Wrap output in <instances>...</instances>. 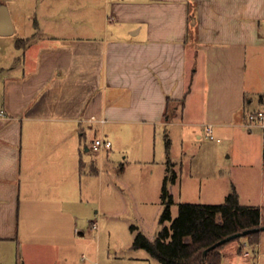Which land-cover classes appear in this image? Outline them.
I'll return each mask as SVG.
<instances>
[{
  "label": "crops",
  "instance_id": "crops-1",
  "mask_svg": "<svg viewBox=\"0 0 264 264\" xmlns=\"http://www.w3.org/2000/svg\"><path fill=\"white\" fill-rule=\"evenodd\" d=\"M0 1L13 33L24 35L15 42L20 58L0 65V243L18 244L25 264L28 248L76 233L86 203L81 146L93 126L122 169L127 160L156 162L159 134L160 152L173 162L170 128L185 136L201 127L234 145L246 126L241 142H253L246 114L264 103V76L249 61L261 52L264 59V0H49L46 10L32 9L43 0ZM217 159L213 151L206 167ZM253 162L244 152L229 167ZM259 162L260 203L237 182L228 192L235 187L240 203L263 209L264 154ZM102 170L91 162L93 176ZM243 244L242 252L241 242L226 244L221 264H264V230L255 254Z\"/></svg>",
  "mask_w": 264,
  "mask_h": 264
},
{
  "label": "rangeland",
  "instance_id": "rangeland-1",
  "mask_svg": "<svg viewBox=\"0 0 264 264\" xmlns=\"http://www.w3.org/2000/svg\"><path fill=\"white\" fill-rule=\"evenodd\" d=\"M48 1L38 3L33 1L32 9L35 10L37 5L46 10ZM19 37L24 35L18 33L0 35V65L4 68L14 59L20 58L22 49L15 45ZM250 61L249 69L252 68L256 73L255 77L260 81L264 76L263 52ZM250 127L254 135L253 142L249 144L241 142L242 134L249 132L248 127L244 126L240 129L241 135L238 133L235 137L234 145L232 142L222 140L223 135L217 133H214L213 139L206 137L201 127L196 129L189 127L188 131H184L186 137L170 128L175 138L171 168L176 174L175 182L169 180L168 183L173 193L172 218L177 216L181 202H223L233 181L243 190L253 192L249 196L251 199L260 201L263 178L261 163L256 165V160L263 154L264 127L258 123ZM98 128L99 126L95 125L86 131V142L81 146L86 167L80 172L78 190L86 203L77 210L79 219L75 235L65 232L61 239L62 244L28 248L26 250L28 264H161L146 249L132 248L136 230L131 229V226L135 225L153 239L162 226L159 222L163 210L161 192L169 157L166 158L165 154L160 152V134L157 139L156 162L140 163L134 159H126L125 168L122 169L120 164L122 160H118L119 155L108 154L106 149L85 150L86 145L93 143ZM168 132L169 130L163 132L165 148V136L169 137ZM218 137L221 142H218ZM150 141L152 154L154 136ZM213 151L217 153L218 159L206 167L205 162ZM244 152L254 161L253 165L246 166L245 169H234L232 172L229 166L233 159ZM94 160L96 166L103 169L101 177L93 176L89 171ZM220 167L223 168L222 171L219 170ZM245 195L243 191L242 196L246 200L248 196ZM262 212L264 214V208ZM93 221L96 224L95 228L92 226ZM237 241L241 242L236 239L229 241L228 247L235 245ZM20 256L21 250L14 241L0 243V264H25Z\"/></svg>",
  "mask_w": 264,
  "mask_h": 264
},
{
  "label": "trees",
  "instance_id": "trees-1",
  "mask_svg": "<svg viewBox=\"0 0 264 264\" xmlns=\"http://www.w3.org/2000/svg\"><path fill=\"white\" fill-rule=\"evenodd\" d=\"M165 139L169 154L171 140L167 136ZM171 165L168 158L161 192L163 210L159 222L162 226L156 236L150 239L137 226L132 225L131 229L136 230L132 248L146 249L161 264H221L222 248L229 241L208 249L206 254L204 250L230 234L264 225L262 208L240 203L238 193L232 187L220 203L181 202L177 216L172 218L173 195L168 183L169 180L175 182L176 174ZM260 233L261 231H254L235 237L242 244L239 252H242L243 243L246 242L255 254Z\"/></svg>",
  "mask_w": 264,
  "mask_h": 264
},
{
  "label": "water",
  "instance_id": "water-1",
  "mask_svg": "<svg viewBox=\"0 0 264 264\" xmlns=\"http://www.w3.org/2000/svg\"><path fill=\"white\" fill-rule=\"evenodd\" d=\"M13 23L11 20V16H10V12L9 9L7 7V5L5 3H2L0 1V34L1 35H9L13 33ZM264 230V225H261L259 227H255V228H250V229H245L241 232H237V233H233L230 234L220 240H218L217 242H215L214 244H212L211 246H209L208 248H206L204 250V254L207 253L208 249L210 248H214L222 243H225L227 241H230L232 239H234L237 236H241V235H246L250 232H254V231H262Z\"/></svg>",
  "mask_w": 264,
  "mask_h": 264
},
{
  "label": "built area",
  "instance_id": "built-area-1",
  "mask_svg": "<svg viewBox=\"0 0 264 264\" xmlns=\"http://www.w3.org/2000/svg\"><path fill=\"white\" fill-rule=\"evenodd\" d=\"M91 119H96L95 116H91ZM101 122L104 121V119H99ZM246 120L247 124L252 125L255 123H258L260 126L264 127V103L257 109H254L252 111H249L246 114ZM208 132L211 133L210 126L208 127ZM212 136V135H211ZM112 146V142L109 138L105 136H97L93 140L92 149L94 151H102L110 149ZM93 227H96V224H93Z\"/></svg>",
  "mask_w": 264,
  "mask_h": 264
}]
</instances>
